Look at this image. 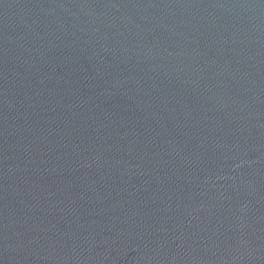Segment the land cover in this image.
<instances>
[{"label": "water", "instance_id": "water-1", "mask_svg": "<svg viewBox=\"0 0 264 264\" xmlns=\"http://www.w3.org/2000/svg\"><path fill=\"white\" fill-rule=\"evenodd\" d=\"M0 264H264V0H0Z\"/></svg>", "mask_w": 264, "mask_h": 264}]
</instances>
